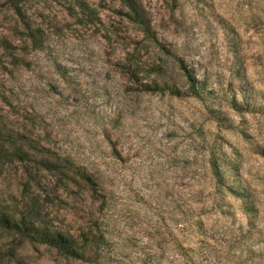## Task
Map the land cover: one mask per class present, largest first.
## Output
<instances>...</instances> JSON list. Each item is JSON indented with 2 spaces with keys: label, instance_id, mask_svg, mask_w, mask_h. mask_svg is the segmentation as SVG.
Returning a JSON list of instances; mask_svg holds the SVG:
<instances>
[{
  "label": "rangeland",
  "instance_id": "374dc122",
  "mask_svg": "<svg viewBox=\"0 0 264 264\" xmlns=\"http://www.w3.org/2000/svg\"><path fill=\"white\" fill-rule=\"evenodd\" d=\"M131 2L0 0V149L31 155L0 160V205L108 241L73 260L0 228V264H264V0Z\"/></svg>",
  "mask_w": 264,
  "mask_h": 264
},
{
  "label": "trees",
  "instance_id": "16d2710c",
  "mask_svg": "<svg viewBox=\"0 0 264 264\" xmlns=\"http://www.w3.org/2000/svg\"><path fill=\"white\" fill-rule=\"evenodd\" d=\"M121 1L125 6L130 8L133 14L136 13L135 6L134 4H132L131 0H121ZM188 83H189L188 92L190 96L192 98L201 100L202 95L205 93L204 87L195 86L196 80L192 79V77H189ZM163 86L164 89L161 88L162 91L168 90V88H172L169 87L166 83H164ZM167 86L168 88L165 89V87ZM153 90L156 91L155 89ZM234 108L237 109L235 101H234ZM16 143L17 142L13 140L11 137L4 139L0 149V160L5 161V160L19 159L25 161L27 158L31 157L29 153H26L22 149L17 148ZM39 165L42 170L47 172L64 173L69 170V169H65L62 171H58V169H56V167L53 166L48 159L41 160L39 162ZM226 165L227 168L225 167L223 168L219 166L218 161L215 158L211 161V175L214 184L220 187L221 189H225L228 192V194L232 196H237L246 201L250 200V198L253 196L252 191L238 184L233 186V185H228L227 182L225 183L226 180L225 175L231 169L228 167V163H226ZM231 173H234V171H231ZM79 176H81L82 180L92 183L89 177H84V175H79ZM245 204H246L245 213L249 216L255 217V214L257 213L256 203L253 201L250 204L248 203ZM33 214L35 215L38 214V211L35 209V205H33L32 203V206L29 208V215L26 218L30 219L31 218L30 216L33 217ZM0 228L5 231H9V230L14 231L29 242L45 245L47 247L55 249L62 256L73 260H83L89 253L92 252L95 253L100 246L102 245L105 246L108 244V241L103 237V235L97 237L93 235L90 231L89 232L87 231L86 233L82 232L77 236H73L59 230L47 229L35 219L33 221L31 219L29 221H26L25 219H17V218L15 219L14 216L10 217L9 214L5 211V209L1 207V205H0ZM198 229H200L201 231L202 229L201 223H199ZM258 236L259 238L263 237L261 233H258ZM203 244L204 243H201L200 249L202 248ZM263 244H264V240L259 239L251 244L250 250H253L252 248H254V246H262ZM189 251L191 253L187 255H183L181 252H179L178 254L181 255L183 258H187V261L189 263L193 262L194 264L195 260L199 258V254H197L194 249L191 250L189 249ZM253 252L255 254L256 251ZM261 253H264V246L262 247Z\"/></svg>",
  "mask_w": 264,
  "mask_h": 264
}]
</instances>
